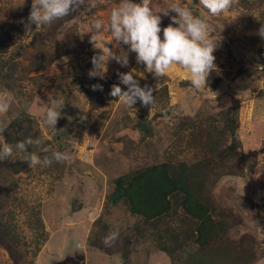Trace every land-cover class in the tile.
<instances>
[{
  "label": "rangeland",
  "instance_id": "1",
  "mask_svg": "<svg viewBox=\"0 0 264 264\" xmlns=\"http://www.w3.org/2000/svg\"><path fill=\"white\" fill-rule=\"evenodd\" d=\"M197 1L77 0L74 17L55 41L44 40L45 49L52 44L49 59L41 62L40 52L29 43L35 34H44L58 0H0V22L19 28L9 47L14 60L4 73L12 91L0 85V127L24 111L35 119L43 148L62 156L63 173L52 175L34 159L32 173L21 177L16 195L29 206L41 207L48 237L34 264H55L75 253L83 256L84 264H172L152 250L150 240L135 246L129 241L125 254L105 255L88 244L92 224L101 214L115 233L136 223L124 208L105 214L113 180L171 157L198 160L199 148L207 142V116L230 107L233 99L243 103L240 114L247 122L236 137L245 153L256 151L257 156L252 175L224 177L215 196L241 215L243 223L235 232L254 236V264H264V57L258 53L264 39L254 46L234 41L248 25L247 16L264 21V4L246 11L237 7V0ZM151 24L158 31L177 32V52L166 53L168 41L158 56L146 51ZM89 54H96L90 66ZM173 57L177 61L168 78L152 70L162 69ZM188 60H193L190 70L182 67ZM91 68L94 73H87ZM194 75L201 77L198 89L184 85ZM77 77L97 81L100 108L90 111L89 98L73 79ZM215 79L219 81L212 88ZM21 210L18 222L27 234ZM181 216L175 212L166 224L177 226ZM0 262L11 264L4 250Z\"/></svg>",
  "mask_w": 264,
  "mask_h": 264
},
{
  "label": "trees",
  "instance_id": "2",
  "mask_svg": "<svg viewBox=\"0 0 264 264\" xmlns=\"http://www.w3.org/2000/svg\"><path fill=\"white\" fill-rule=\"evenodd\" d=\"M8 1L10 3L14 0ZM193 1L198 5L197 0ZM76 2L58 0L56 12L50 17L44 34L37 33L30 40L29 46L37 53L40 52L37 56L39 61L49 59L47 49L52 43L45 49L44 40L55 41L59 30L74 17ZM259 4H264V0H237V7L246 11L257 9ZM198 7L201 10L207 9L202 5ZM188 10L199 18L191 6ZM260 15L264 17V10L260 11ZM247 19L248 25L234 41L254 46L264 39V21L259 23L255 17L250 16ZM216 21L221 25L225 23L220 17ZM18 31L17 25L0 22V85L8 91H12V88L4 73L14 60L8 54ZM132 39L135 43L139 42L135 35ZM167 41L168 47L164 46L166 53L177 52V32L158 31L151 24L144 44L146 51L158 56ZM258 53L264 57V44ZM89 55L90 66L96 54ZM216 63L215 60L214 65ZM210 64L208 67L213 66ZM73 79L77 80V88L89 98L90 111L100 108L103 100L100 89L94 86L97 81L90 79L88 83L85 78ZM218 81L212 80L211 87L215 88ZM184 85L196 87V84L188 82ZM243 107V103L233 99L230 107L219 110L214 116H207L206 120L210 121L204 132L207 142L201 144L198 160L185 161L171 157L168 161L117 176L113 180L105 214L109 215L111 209L124 208L131 217H136L137 222L115 233L101 214L92 224L94 231L88 238L89 246L113 256L125 254L129 241V245L135 246L150 240L153 243L152 250L168 257L172 264H254L258 260L254 236L246 232H235L243 223L241 215L222 206L215 196L217 185L224 177L246 178L254 172L253 159L257 152L245 153L236 137L240 129L247 128L246 119L240 114ZM90 130L95 133L96 127L90 125ZM40 142L35 119L24 111L0 127V250L8 254L11 264H34L40 247L48 237L41 217V207L29 206L16 196L21 177L32 173L34 159L38 160L37 166L47 174L63 173L61 154L45 150L43 146L46 145ZM18 207L23 209L21 214L27 234L18 222ZM178 211L182 215L180 223L172 227L167 225L165 220ZM162 223L167 227H162ZM232 232L236 234L235 238L231 237Z\"/></svg>",
  "mask_w": 264,
  "mask_h": 264
},
{
  "label": "crops",
  "instance_id": "3",
  "mask_svg": "<svg viewBox=\"0 0 264 264\" xmlns=\"http://www.w3.org/2000/svg\"><path fill=\"white\" fill-rule=\"evenodd\" d=\"M176 61H177V58H172L166 65H163L164 67L162 68V69H160L159 67H155V68H152V70L158 75V76H166L167 75V73H168V71H172V70H174V65H175V63H176ZM201 62H202V60H201ZM193 63V60H188V62L187 63H185L184 65H182V67L183 68H187V69H189L190 70V65ZM192 66V65H191ZM93 68V67H92ZM90 69V70H87L86 72L87 73H94V70L93 69ZM156 68H159V69H156ZM191 69H194L196 72H197V67L195 68V67H191ZM199 74H201L200 73V71H199ZM128 77V76H127ZM167 77V76H166ZM168 77H169V75H168ZM167 77V78H168ZM129 78V77H128ZM192 78H193V80L192 81H190V83L191 84H196L197 85V89L199 88V80L198 79H200L201 77L199 76V75H194V76H192Z\"/></svg>",
  "mask_w": 264,
  "mask_h": 264
},
{
  "label": "flooded vegetation",
  "instance_id": "4",
  "mask_svg": "<svg viewBox=\"0 0 264 264\" xmlns=\"http://www.w3.org/2000/svg\"><path fill=\"white\" fill-rule=\"evenodd\" d=\"M76 255H78V258L75 257ZM67 257H74V259L69 260V262L67 264H82L83 263V256L79 253H75V255L67 256Z\"/></svg>",
  "mask_w": 264,
  "mask_h": 264
},
{
  "label": "water",
  "instance_id": "5",
  "mask_svg": "<svg viewBox=\"0 0 264 264\" xmlns=\"http://www.w3.org/2000/svg\"><path fill=\"white\" fill-rule=\"evenodd\" d=\"M75 257L78 258V255H76ZM72 259H74V257H66L64 260L56 262L55 264H67L69 260H72ZM82 264H84V262Z\"/></svg>",
  "mask_w": 264,
  "mask_h": 264
}]
</instances>
